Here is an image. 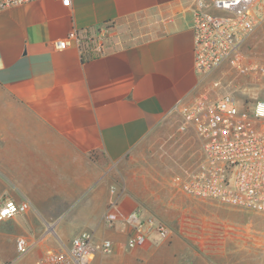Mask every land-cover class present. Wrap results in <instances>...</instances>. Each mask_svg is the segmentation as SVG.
<instances>
[{
	"label": "crops",
	"instance_id": "0c3cea01",
	"mask_svg": "<svg viewBox=\"0 0 264 264\" xmlns=\"http://www.w3.org/2000/svg\"><path fill=\"white\" fill-rule=\"evenodd\" d=\"M192 9L193 0H31L0 10V94L13 105L0 106V200L27 201L17 237L41 240L28 258L14 246L8 264H37L83 231L113 244L90 264H211L155 234L127 250L131 228L104 221L112 199L122 215L139 209L162 224L185 205L174 180L201 149L191 128L180 131L181 111L208 91L209 75L194 70Z\"/></svg>",
	"mask_w": 264,
	"mask_h": 264
},
{
	"label": "built area",
	"instance_id": "2783aa9c",
	"mask_svg": "<svg viewBox=\"0 0 264 264\" xmlns=\"http://www.w3.org/2000/svg\"><path fill=\"white\" fill-rule=\"evenodd\" d=\"M31 0H0V10ZM69 6L71 0H60ZM260 4L262 10L255 11ZM194 70L207 76L225 62L238 66L237 57L247 38L264 19V0H193ZM263 14V18L259 17ZM261 16V15H260ZM55 40L52 46L63 50L71 39ZM180 131L191 128L202 143V156L196 168L177 176L174 183L183 195L212 200L221 205L264 216V91L260 99L242 105L232 93L215 98L200 97L181 111ZM114 190L112 189V193ZM27 201L0 200V223L27 213ZM121 218L131 228L125 248L133 250L148 242L168 237L166 226L143 216L141 210L122 215L119 203L112 199L104 214L107 227ZM48 232H52L48 226ZM41 240L17 237L19 257L27 255ZM112 242H93V235L83 231L74 236L68 247L47 249L37 264H90L95 253L108 254ZM264 261V238L262 243Z\"/></svg>",
	"mask_w": 264,
	"mask_h": 264
},
{
	"label": "rangeland",
	"instance_id": "374dc122",
	"mask_svg": "<svg viewBox=\"0 0 264 264\" xmlns=\"http://www.w3.org/2000/svg\"><path fill=\"white\" fill-rule=\"evenodd\" d=\"M260 7V4L257 5L255 11L262 10ZM260 15L259 17H264L263 14ZM87 42L88 40H84V44ZM237 61V67L225 62L209 73L205 79L208 91L202 96L215 98L229 92L241 105L242 102L252 103L263 96L264 19L244 42ZM4 105H12V102L0 94V106ZM0 110V119L5 120L8 111L1 107ZM193 134L202 156L201 140L194 131ZM184 199L185 205L180 209L169 210L163 221L168 229V237L164 240L168 246L172 245L179 254L195 252L194 255H200L211 264H264L263 215L221 205L212 200L192 197ZM23 223L18 218L0 226V264H8L13 258L16 237L23 232L19 225L24 226ZM31 224L34 228L38 226L36 222ZM38 233L37 229L36 234ZM29 234L34 236L31 231ZM29 256L31 255L27 254L24 258Z\"/></svg>",
	"mask_w": 264,
	"mask_h": 264
}]
</instances>
